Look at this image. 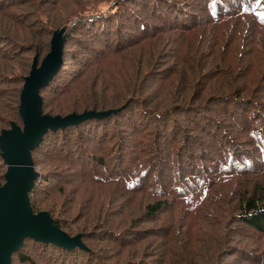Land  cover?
I'll return each mask as SVG.
<instances>
[{
  "label": "trees",
  "instance_id": "obj_1",
  "mask_svg": "<svg viewBox=\"0 0 264 264\" xmlns=\"http://www.w3.org/2000/svg\"><path fill=\"white\" fill-rule=\"evenodd\" d=\"M63 27L44 113L113 112L50 130L29 195L84 247L12 263L264 264V0H0V134Z\"/></svg>",
  "mask_w": 264,
  "mask_h": 264
},
{
  "label": "water",
  "instance_id": "obj_2",
  "mask_svg": "<svg viewBox=\"0 0 264 264\" xmlns=\"http://www.w3.org/2000/svg\"><path fill=\"white\" fill-rule=\"evenodd\" d=\"M66 36L64 27L55 31L50 52L40 63L38 55L34 57L21 92L19 108L24 125L12 122L11 127L0 134L1 155L7 165L6 182L0 186V264H13L12 254L24 244L26 237L65 248L84 247L81 235L71 236L58 227L48 211L35 213L29 195L40 174L35 168L32 151L50 130L102 118L113 112L89 110L65 116L44 113L40 91L62 67Z\"/></svg>",
  "mask_w": 264,
  "mask_h": 264
},
{
  "label": "rangeland",
  "instance_id": "obj_3",
  "mask_svg": "<svg viewBox=\"0 0 264 264\" xmlns=\"http://www.w3.org/2000/svg\"><path fill=\"white\" fill-rule=\"evenodd\" d=\"M254 54H255V57H262L264 55V51H262L261 49L260 50H256V51H253ZM247 158H250L249 156H247ZM35 164V163H34ZM36 168V166H35ZM37 169V168H36ZM38 170V169H37ZM39 171V170H38ZM212 222H215L214 219H211ZM76 236V235H75ZM257 241H260L261 243V246H264V238L263 237H258L257 238Z\"/></svg>",
  "mask_w": 264,
  "mask_h": 264
},
{
  "label": "bare ground",
  "instance_id": "obj_4",
  "mask_svg": "<svg viewBox=\"0 0 264 264\" xmlns=\"http://www.w3.org/2000/svg\"><path fill=\"white\" fill-rule=\"evenodd\" d=\"M31 202V201H30Z\"/></svg>",
  "mask_w": 264,
  "mask_h": 264
}]
</instances>
